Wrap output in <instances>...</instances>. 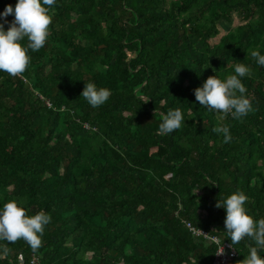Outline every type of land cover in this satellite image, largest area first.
<instances>
[{
    "label": "trees",
    "instance_id": "trees-1",
    "mask_svg": "<svg viewBox=\"0 0 264 264\" xmlns=\"http://www.w3.org/2000/svg\"><path fill=\"white\" fill-rule=\"evenodd\" d=\"M50 14L25 72H0V206L51 222L36 251L0 241V264H211L217 246L185 221L231 243L216 203L235 192L264 218V67L250 56L264 54V0H56ZM238 63L253 110L207 111L194 90ZM89 82L111 92L98 108ZM175 109L185 123L157 134ZM225 126L228 143L213 131ZM233 246L243 264L255 245Z\"/></svg>",
    "mask_w": 264,
    "mask_h": 264
},
{
    "label": "clouds",
    "instance_id": "clouds-1",
    "mask_svg": "<svg viewBox=\"0 0 264 264\" xmlns=\"http://www.w3.org/2000/svg\"><path fill=\"white\" fill-rule=\"evenodd\" d=\"M56 0H17L15 5H6L0 12V72L13 77L25 72L30 63L29 50L39 51L44 47L49 35V25L52 23L51 10ZM12 16L9 21L7 17ZM5 25H8L5 30ZM27 40V45L22 44ZM256 65L264 67V54L259 49L250 52ZM252 69L243 63L235 64L233 74L225 79L217 76L208 77L202 86L194 90L195 100L209 112H220L231 115L233 119H242L253 110L246 96L247 89L242 83L243 78L250 75ZM111 92L107 88H98L94 83H85L81 96L92 108L104 105ZM185 123L180 109L169 110L159 124V135L171 134ZM213 131L222 134L224 142L232 137L228 127H215ZM248 197L243 192H235L219 199L217 208L225 213V233L231 245L238 244L243 239H250L251 246L243 264H264V218L256 220L250 216L245 204ZM51 222V216L43 210L29 216L23 206L16 201H8L0 206V241L14 243L25 241L33 251L42 244L45 227ZM7 251L6 248L3 249ZM222 251L217 254H222Z\"/></svg>",
    "mask_w": 264,
    "mask_h": 264
},
{
    "label": "built area",
    "instance_id": "built-area-1",
    "mask_svg": "<svg viewBox=\"0 0 264 264\" xmlns=\"http://www.w3.org/2000/svg\"><path fill=\"white\" fill-rule=\"evenodd\" d=\"M48 106H51L49 100H46ZM186 228L189 230L191 235L195 238H203L205 241L212 243L217 246L215 257L211 264H230L231 261L237 256V250L228 241H223L216 231L207 230L194 225L191 221H185ZM222 254H217L222 251ZM37 260L34 258L32 264H37Z\"/></svg>",
    "mask_w": 264,
    "mask_h": 264
},
{
    "label": "rangeland",
    "instance_id": "rangeland-1",
    "mask_svg": "<svg viewBox=\"0 0 264 264\" xmlns=\"http://www.w3.org/2000/svg\"><path fill=\"white\" fill-rule=\"evenodd\" d=\"M239 24H241V20L238 16L235 15L233 18V21L231 23H223L222 26L224 27L225 31H227V30H229V29H231L234 26H237ZM225 31H223V32H225Z\"/></svg>",
    "mask_w": 264,
    "mask_h": 264
}]
</instances>
